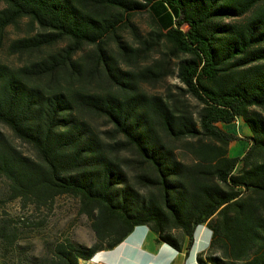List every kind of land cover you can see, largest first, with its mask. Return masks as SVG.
<instances>
[{"label":"trees","instance_id":"1","mask_svg":"<svg viewBox=\"0 0 264 264\" xmlns=\"http://www.w3.org/2000/svg\"><path fill=\"white\" fill-rule=\"evenodd\" d=\"M0 2V204L42 215L68 196L94 234L50 240L46 220L1 217L0 264H78L137 227L187 253L202 226L197 264H264V0ZM236 120L250 135L231 157L219 125ZM28 228L41 257L21 245Z\"/></svg>","mask_w":264,"mask_h":264},{"label":"rangeland","instance_id":"2","mask_svg":"<svg viewBox=\"0 0 264 264\" xmlns=\"http://www.w3.org/2000/svg\"><path fill=\"white\" fill-rule=\"evenodd\" d=\"M4 7L3 3L0 2V10ZM26 20H23L16 28H9L7 32L8 40L15 39L18 36H23L26 33ZM135 23L139 29L140 34L145 37L153 27L150 17L147 14L137 16ZM130 39V37H129ZM131 40V39H130ZM164 51L163 47L159 48V51L151 54V58L147 61L150 63L153 59L158 58L161 52ZM2 60L12 62L13 60L7 59L5 53L1 54ZM177 84V81L174 76H170L167 80L155 88L149 86H144V90L148 92H155L164 94L169 87ZM194 105V103L192 104ZM239 124V123H238ZM236 123L230 125L220 124L219 127L230 134L236 136V140L232 142L229 146V155L232 157H239L243 155L248 146V136L250 135L249 131H242L241 123L238 125ZM97 125H103V122H98ZM104 129V128H103ZM15 144L18 145L23 152L28 153L29 149L20 144L18 141H15ZM5 191V184L2 179H0V194H3ZM4 203V202H2ZM3 205V206H2ZM19 216H28L30 221H38L39 219L46 220L45 227L42 231L43 237L50 236V240L54 238H62L68 236L78 244H83L90 246L94 241V234L89 227V222L87 218L78 213V202L77 200L70 198L68 196H62L56 199L53 209L49 213L34 214L30 210L27 212H22L19 210L17 202H7L6 204H0V218H16ZM143 227H137L132 234H130L124 241L126 244L134 243L139 239L140 231ZM27 236H23L21 240L22 246H28L30 254L35 257H41L44 254V241L42 237L38 236L33 229H27ZM210 240V232L205 228V226L198 227L194 234V244L191 249L185 254L186 257L190 259L191 263L196 262V255L204 250H206ZM123 241V242H124ZM125 252L128 254L130 252L129 248H124ZM185 251V250H184ZM185 253V252H184Z\"/></svg>","mask_w":264,"mask_h":264},{"label":"crops","instance_id":"3","mask_svg":"<svg viewBox=\"0 0 264 264\" xmlns=\"http://www.w3.org/2000/svg\"><path fill=\"white\" fill-rule=\"evenodd\" d=\"M242 131H249L239 120ZM233 124V123H232ZM233 157V156H232ZM134 232V231H133ZM139 239L130 244L122 242L116 248L109 251H100L89 260H79L78 264H190L186 253L178 252L165 244H157L155 236L146 228L140 231ZM129 248L127 254L124 248ZM197 264V262H193Z\"/></svg>","mask_w":264,"mask_h":264},{"label":"built area","instance_id":"4","mask_svg":"<svg viewBox=\"0 0 264 264\" xmlns=\"http://www.w3.org/2000/svg\"><path fill=\"white\" fill-rule=\"evenodd\" d=\"M236 124H238L239 123V120H236V122H235Z\"/></svg>","mask_w":264,"mask_h":264}]
</instances>
